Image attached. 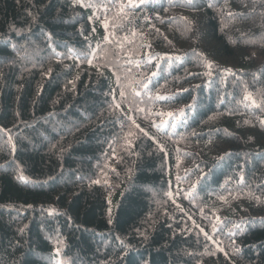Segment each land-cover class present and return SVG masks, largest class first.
<instances>
[{
  "label": "trees",
  "instance_id": "obj_1",
  "mask_svg": "<svg viewBox=\"0 0 264 264\" xmlns=\"http://www.w3.org/2000/svg\"><path fill=\"white\" fill-rule=\"evenodd\" d=\"M0 264H264V0H0Z\"/></svg>",
  "mask_w": 264,
  "mask_h": 264
},
{
  "label": "rangeland",
  "instance_id": "obj_2",
  "mask_svg": "<svg viewBox=\"0 0 264 264\" xmlns=\"http://www.w3.org/2000/svg\"><path fill=\"white\" fill-rule=\"evenodd\" d=\"M114 209H115V207L113 206V211H115Z\"/></svg>",
  "mask_w": 264,
  "mask_h": 264
}]
</instances>
